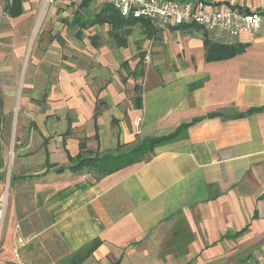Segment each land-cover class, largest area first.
<instances>
[{"label":"crops","instance_id":"1","mask_svg":"<svg viewBox=\"0 0 264 264\" xmlns=\"http://www.w3.org/2000/svg\"><path fill=\"white\" fill-rule=\"evenodd\" d=\"M178 1L263 26L234 37L107 21L109 2L0 0V49L31 32L0 60L27 61L38 29L61 30L35 43L42 82L20 83L17 102L31 99L0 180V264H264V0ZM184 123L147 162L71 170Z\"/></svg>","mask_w":264,"mask_h":264},{"label":"built area","instance_id":"2","mask_svg":"<svg viewBox=\"0 0 264 264\" xmlns=\"http://www.w3.org/2000/svg\"><path fill=\"white\" fill-rule=\"evenodd\" d=\"M52 1V0H51ZM111 3L124 16L145 18L160 26L197 24L207 29H222L231 36L257 33L263 26L262 15L238 9L209 10L203 2L196 6L178 0H95Z\"/></svg>","mask_w":264,"mask_h":264},{"label":"rangeland","instance_id":"3","mask_svg":"<svg viewBox=\"0 0 264 264\" xmlns=\"http://www.w3.org/2000/svg\"><path fill=\"white\" fill-rule=\"evenodd\" d=\"M94 5L95 4L93 3L91 6L93 7ZM96 7L97 6L95 5V7L93 8L96 9ZM74 11H72V14ZM60 32L61 30L52 29L49 33H46L45 30H42V33H39L38 29L36 35L34 36V40H32L31 42L32 44L28 45V50L30 49V51L29 59L27 61L12 60L8 58L10 54H8L9 56L7 55L6 58L4 57L2 60H0V92L4 95L5 98L4 112L6 116L3 131V153L6 162L5 168L7 171V167L11 165L15 155L16 137L19 132V123L23 118L24 109H22V102H24V100L26 99H31V97L23 98V96H21L22 92H20V98H18L17 102L20 83L22 81L21 90H23L24 87H27L28 90L26 91L30 93V90H32V88L36 86L38 81L42 82V77H39V72H37L41 67L40 63H37V61H31L32 55L34 54V52L36 54L37 50V48L35 49V43L38 39H40V37L42 38L40 40L41 42L44 39L50 41V37L56 36ZM28 33L30 34L31 32L29 31ZM29 34L26 35L23 41L21 40V36L15 37L13 35L11 37L5 38V42H3L2 49H0V51H6L7 48L12 49L13 46L8 45L7 43L12 44L14 42L15 44L18 39H20V42L23 43L24 46H27L28 42H30L31 40V36H29ZM28 50H25L24 52L26 57L28 55ZM25 81L28 83L24 85Z\"/></svg>","mask_w":264,"mask_h":264},{"label":"trees","instance_id":"4","mask_svg":"<svg viewBox=\"0 0 264 264\" xmlns=\"http://www.w3.org/2000/svg\"><path fill=\"white\" fill-rule=\"evenodd\" d=\"M108 12L114 13L119 18L124 17L115 8V6L111 4L106 5L105 8L101 10L99 15L101 16L106 15L105 20L111 21V19L109 18L111 16H107ZM125 18H127L128 20H132L133 22H139L153 26L151 20L149 19L134 18V17H125ZM231 54H233V52L229 53L228 55ZM4 108H5V98L4 95L0 92V180H4L6 176V168H5L6 162L3 153V131H4V124L6 121ZM188 125H189L188 123H184L180 125L174 132L168 135L146 138L144 141L140 142L134 148L126 152H121L119 154H104L102 156L96 155L89 157L78 156L76 162L71 166L72 167L71 170L76 172V171H83L85 169H92L93 171H95V173H97L99 177H102L111 174L113 172H116L134 163L144 162V161L147 162L154 156L156 147L181 137L183 131L187 129Z\"/></svg>","mask_w":264,"mask_h":264}]
</instances>
